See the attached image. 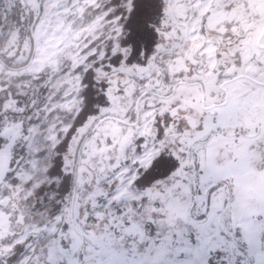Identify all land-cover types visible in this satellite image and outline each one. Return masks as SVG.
Segmentation results:
<instances>
[{
    "label": "snow or ice",
    "instance_id": "1",
    "mask_svg": "<svg viewBox=\"0 0 264 264\" xmlns=\"http://www.w3.org/2000/svg\"><path fill=\"white\" fill-rule=\"evenodd\" d=\"M0 2V264H264V212L214 232L171 222L185 187L211 196L188 180L205 171L195 148L207 113L189 122L175 98L185 73L169 71L177 53L164 20L180 0ZM209 3L190 0L209 8L205 21L251 0ZM50 16L62 26L55 43L33 34ZM236 55L218 82L243 73L264 103V59ZM194 218H208L207 198Z\"/></svg>",
    "mask_w": 264,
    "mask_h": 264
},
{
    "label": "flooded vegetation",
    "instance_id": "2",
    "mask_svg": "<svg viewBox=\"0 0 264 264\" xmlns=\"http://www.w3.org/2000/svg\"><path fill=\"white\" fill-rule=\"evenodd\" d=\"M252 5H264V0H251L249 9L241 5L230 13H225L223 9L214 11L205 21L203 14L209 10L208 7L197 12L195 6L190 4V0H180L178 5L169 12L171 16H168L164 22L171 21L174 25V30L169 34L174 38L172 48L177 53L172 62V72L183 70L185 73L184 79L176 89L175 98L181 99V107L191 109L187 113L189 122L199 123L200 117L205 113H207L206 116L216 115V109L227 105L229 97L234 96L238 101V109L234 111L237 114V126H229L228 123L220 128L211 129L210 134L219 133L226 138V141L229 142L231 139V142L234 141L236 144L241 139L248 142L245 143L248 147L252 145L254 149L256 145V153H259L264 161L262 148L264 143L262 142L259 147L256 137L258 133L255 130L257 126L260 127L259 118L260 113H264V103L253 101L249 95L253 79L238 73L231 79H219L218 82V77L222 74L231 73L236 69L237 52L240 53L239 59L242 63L247 62L253 54L264 59V7ZM0 7H4L2 2ZM236 21L239 23L237 24ZM232 31L236 33V36L226 35ZM19 39L18 33L16 36L18 44ZM237 39L239 43H236ZM190 64L196 66L192 77L187 76ZM247 66L253 67L251 64ZM228 117L233 120V116ZM203 143L204 140L201 144ZM189 176L195 188L196 174L192 173ZM204 194H207V191ZM211 215H214V218L206 230H211L214 224L224 226L220 215L216 212L209 217ZM217 220L221 222L218 224Z\"/></svg>",
    "mask_w": 264,
    "mask_h": 264
},
{
    "label": "rangeland",
    "instance_id": "3",
    "mask_svg": "<svg viewBox=\"0 0 264 264\" xmlns=\"http://www.w3.org/2000/svg\"><path fill=\"white\" fill-rule=\"evenodd\" d=\"M52 20V17L47 18L49 29L45 40L55 43L59 41V37L50 30L54 25ZM38 32L35 34L37 37H39ZM169 71L172 72V63L169 64ZM237 102L234 96L231 95L227 105L216 109V124L219 126L228 124L227 119L231 120V117L228 116H233L232 123L228 125L237 126V114L234 112L238 109ZM205 117L208 121V127L200 134V143L195 148L197 158L205 171L199 178L196 175L194 181L196 187L211 190V196L204 193L199 197L189 195V191L185 187L182 195L186 198L181 200L177 197L170 205L171 222L175 225L174 230L176 231L184 230L186 225H194L200 229L213 212L222 217L223 224H225L228 217H236L239 220L249 217L250 213L264 212V161L259 153H256V145L254 149L252 145L248 147L245 144L248 142L241 139L236 144L234 141L231 142V139L229 142L226 141V138L219 133L210 134L217 127L216 124L212 123V116ZM259 121L260 127L257 130L256 137L257 141H260L258 144L261 147L262 142L264 143V113H260ZM203 140L204 143L201 144ZM262 148L264 149L263 146ZM188 180H190V176H188ZM189 183L192 185L191 180ZM206 198L208 218L196 222L194 214L197 209L199 211L205 210ZM193 204L196 207H192ZM253 219L255 218L253 217ZM221 221L217 220V223L219 224ZM218 228L220 226L214 224L209 231L214 232ZM188 259L194 260L195 257L189 256Z\"/></svg>",
    "mask_w": 264,
    "mask_h": 264
},
{
    "label": "trees",
    "instance_id": "4",
    "mask_svg": "<svg viewBox=\"0 0 264 264\" xmlns=\"http://www.w3.org/2000/svg\"><path fill=\"white\" fill-rule=\"evenodd\" d=\"M4 7H5V5H4ZM168 16H171V13H169L168 14ZM53 18V23H54V25H53V28H50V30H52L58 37H59V40L61 39V37H62V32H61V28H62V26H61V24L60 23H58L57 22V20H56V18L54 17V16H50V17H48V19L49 18ZM21 27H24V26H21ZM48 26H47V18L46 19H44L43 21H42V23L40 24V25H38V27H37V29L36 30H34V33L36 34V32H38V40H45L46 39V37H47V35H48ZM13 31L14 32H17L18 33V29H16L15 27L13 28ZM34 34V35H35ZM20 36H19V41L21 42V40H23V41H25V42H27L28 41V37L26 36V35H24V34H19ZM65 39H66V37H64ZM21 54L24 56V57H27V49L26 48H23V47H21ZM61 54H63V53H61ZM26 67V66H25Z\"/></svg>",
    "mask_w": 264,
    "mask_h": 264
},
{
    "label": "water",
    "instance_id": "5",
    "mask_svg": "<svg viewBox=\"0 0 264 264\" xmlns=\"http://www.w3.org/2000/svg\"><path fill=\"white\" fill-rule=\"evenodd\" d=\"M34 34V33H33ZM214 215H211L204 223L203 228L206 230L209 225L211 224V222L213 221Z\"/></svg>",
    "mask_w": 264,
    "mask_h": 264
}]
</instances>
